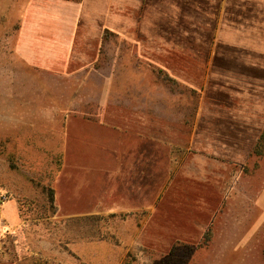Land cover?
<instances>
[{
    "label": "rangeland",
    "instance_id": "374dc122",
    "mask_svg": "<svg viewBox=\"0 0 264 264\" xmlns=\"http://www.w3.org/2000/svg\"><path fill=\"white\" fill-rule=\"evenodd\" d=\"M239 1L257 18L226 29L247 35L218 31L216 58L234 49L239 63L224 72L169 55L140 0H87L82 19L54 0H0L3 264H264V92L248 75L264 70V0ZM165 16L212 44L213 26ZM72 121L107 133L83 130L65 164Z\"/></svg>",
    "mask_w": 264,
    "mask_h": 264
},
{
    "label": "crops",
    "instance_id": "0c3cea01",
    "mask_svg": "<svg viewBox=\"0 0 264 264\" xmlns=\"http://www.w3.org/2000/svg\"><path fill=\"white\" fill-rule=\"evenodd\" d=\"M54 3L55 5L60 3L61 5L75 8V10L77 11L76 13L77 15L75 17H78V14H79L80 15L79 18L81 19L84 16H88L89 14L88 9H87V0H82L80 3L66 1V0H54ZM38 6L40 5L39 4L36 5L33 2H31L28 5H26L27 11H30V13L32 12V14H34L35 16L39 18L40 12H34V7L38 8ZM136 7H137V4H136ZM139 9L141 10L140 12L141 17H146L147 20H150L152 24L156 25L155 28L161 27L160 30L162 31V34H164L161 36V38L162 40L165 41V50L169 55H178L182 57H188L193 62L204 65L205 69L208 67L209 63L211 62L213 65L216 64L215 62L216 55L214 54L212 50L216 48L217 45L219 47L221 46L220 44L226 43L224 39L219 41L220 40L219 35H217L219 30L223 33H227L229 32V31H226L227 28L230 29L231 26L241 25L243 23L242 21L249 20L251 18H257L256 17L257 14H253L252 12V9H254L253 5L248 4L246 1L241 2L239 0H140ZM244 11L246 12L245 14H244ZM165 13H167V16H165L166 18L171 17V15H175L176 18L175 20H173L174 26L177 23L178 25H180L182 29H184V31H186L185 28H187L188 30L192 29L194 31L202 33L201 29L198 26L199 22L201 26L203 24H209L210 26H213L214 31L212 34H209V37L207 40L211 41L212 44L216 42V45L213 46L211 49L212 54L215 56L213 58L208 57L210 55L209 50L212 44L210 43L208 44L205 41L203 44H201L199 42V39H194V36L192 34H190L189 36L185 35L184 37L180 36L179 34H177L176 32L172 30L174 29V27L171 29L166 27L167 23H172V21H169V19L162 20L161 18L160 21L155 20L160 15L165 14ZM65 17H67L66 14H65ZM203 30H207V27H205ZM229 33H233V34L239 33L242 35H247L240 29H238L236 33L234 32H229ZM248 36H252V35H248ZM61 38H69V37H63V35H61L60 39ZM255 39L256 41H259L257 37H255ZM198 44L202 46L198 47ZM48 51H49V48L47 50V53ZM222 71L225 72L226 70L222 68ZM208 81H209V75L208 73H206L205 80H204V83L206 84L205 87H207ZM97 127L98 129H100L98 130V132L107 133L106 131H103L102 128H100L102 127L101 124H97L94 122H87V123H83L82 125H77V123L73 121L69 123L67 127V132H66L65 164L68 163V152H69L68 143L69 142L72 143L74 141L83 142L84 134L82 133V131L85 129L95 130ZM146 130H150V129L146 128ZM146 132L147 131H145V133ZM106 148H109V146L106 145ZM114 151L118 152L117 153L118 155L114 156L116 161L118 162L117 167L119 168L124 167V162L121 159L122 152L117 151V150H114ZM72 184H76V183L71 182L68 185L71 187ZM120 190L121 189L119 188V191ZM97 199L101 200L103 199V196L98 195ZM144 199L147 200V198H144ZM145 206H149L150 210L153 207L151 204L148 205L147 201H146ZM121 208L123 207L120 206V209ZM89 214H92V212L74 211L72 213H69V215H89ZM0 257H1L0 264H3L2 262L4 261H2L3 259L2 253H0Z\"/></svg>",
    "mask_w": 264,
    "mask_h": 264
},
{
    "label": "trees",
    "instance_id": "16d2710c",
    "mask_svg": "<svg viewBox=\"0 0 264 264\" xmlns=\"http://www.w3.org/2000/svg\"><path fill=\"white\" fill-rule=\"evenodd\" d=\"M66 1H71V2H76V3H80L82 0H66ZM202 45L198 44V47H201ZM220 49H225L224 47L220 48ZM227 53L230 54V58L227 57ZM223 54H218L217 58H216V68H224L227 72L229 71L231 68H235L237 65H239V63H237L238 59L237 57L234 55L235 51L234 49H228V52ZM223 55V56H221ZM231 55H233L234 57L232 58ZM249 56H252V54H250ZM260 57H258L259 60ZM227 61V62H225ZM264 62V61H263ZM243 69V68H242ZM253 72V71H250ZM248 74V73H247ZM251 76V78H255L258 81H260L263 85L261 86L262 91L264 92V70H257L254 72V74H248ZM166 81H172L173 83L175 82L171 77H169V75L166 74L165 77H163ZM212 84V83H211ZM219 84V83H217ZM214 85V84H213ZM212 85V86H213ZM254 153L257 154L258 156H262L264 155V130L261 133L257 144L254 147ZM49 203L51 205V207L53 208V210H56V206H55V190L54 189H50L49 190ZM211 231V230H210ZM210 231L208 232V234H210Z\"/></svg>",
    "mask_w": 264,
    "mask_h": 264
}]
</instances>
